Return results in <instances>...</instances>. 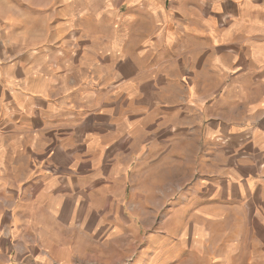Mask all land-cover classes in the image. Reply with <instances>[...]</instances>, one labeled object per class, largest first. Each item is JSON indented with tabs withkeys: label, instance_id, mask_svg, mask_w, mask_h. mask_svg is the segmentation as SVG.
<instances>
[{
	"label": "crops",
	"instance_id": "1",
	"mask_svg": "<svg viewBox=\"0 0 264 264\" xmlns=\"http://www.w3.org/2000/svg\"><path fill=\"white\" fill-rule=\"evenodd\" d=\"M20 6L0 0L1 259L264 232V0Z\"/></svg>",
	"mask_w": 264,
	"mask_h": 264
},
{
	"label": "rangeland",
	"instance_id": "2",
	"mask_svg": "<svg viewBox=\"0 0 264 264\" xmlns=\"http://www.w3.org/2000/svg\"><path fill=\"white\" fill-rule=\"evenodd\" d=\"M44 1L45 0H29V4L33 8H38L39 3ZM15 4L21 7L22 0H15ZM81 22L86 23L85 18L82 19ZM46 28L49 29V31L52 30L50 28V20L47 21ZM253 224V237L248 240H243L233 253L230 252L228 248H221L219 243L218 245H214L217 240H208L205 250L201 249L199 253L191 254L185 259L179 258V256L175 254L168 256V260H166V256L148 254V249H145L146 247H144L143 243L142 249L140 250V245H134L135 242L130 240L126 242L125 246H121L122 243L119 241L113 245L110 244L109 247L101 250L100 255L81 256L76 264H264V239L258 238L262 237L264 232L259 229L261 223L258 224L254 222ZM24 257L25 256L22 257L21 255L11 254L4 259L0 258V264L4 262H10L11 264L31 263L30 260L26 263L25 259H27V257Z\"/></svg>",
	"mask_w": 264,
	"mask_h": 264
}]
</instances>
